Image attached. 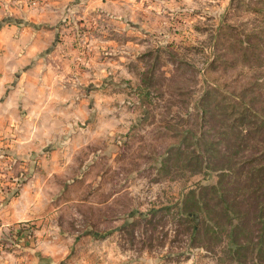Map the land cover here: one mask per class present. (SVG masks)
Returning <instances> with one entry per match:
<instances>
[{
	"label": "rangeland",
	"instance_id": "374dc122",
	"mask_svg": "<svg viewBox=\"0 0 264 264\" xmlns=\"http://www.w3.org/2000/svg\"><path fill=\"white\" fill-rule=\"evenodd\" d=\"M97 3L13 84L0 205L32 178L40 216L1 254L25 236L31 264H264V0Z\"/></svg>",
	"mask_w": 264,
	"mask_h": 264
},
{
	"label": "crops",
	"instance_id": "0c3cea01",
	"mask_svg": "<svg viewBox=\"0 0 264 264\" xmlns=\"http://www.w3.org/2000/svg\"><path fill=\"white\" fill-rule=\"evenodd\" d=\"M95 4H98L97 0H36L35 3L0 0V112L2 107V111L7 108L3 119L0 114V121H12L16 117H12L14 113L11 110L18 90L16 79L28 69L27 60L35 57L46 60L54 52L50 49L51 44L62 38L65 25L73 20L70 16L79 20L81 17L75 12ZM33 185L31 178L20 188L17 196L0 205V237L15 224L34 223V219L39 218V209L34 211L38 195L30 188ZM22 238L17 239V245H13L11 250H4L5 254L0 252V264H31L32 260L26 256L29 252L41 258L42 248H33Z\"/></svg>",
	"mask_w": 264,
	"mask_h": 264
},
{
	"label": "trees",
	"instance_id": "16d2710c",
	"mask_svg": "<svg viewBox=\"0 0 264 264\" xmlns=\"http://www.w3.org/2000/svg\"><path fill=\"white\" fill-rule=\"evenodd\" d=\"M262 166L264 167V164ZM222 176H226V174L223 173ZM262 186H264V182H261L258 186L256 185L252 189L254 196H258L259 193L264 194V188H262ZM210 190H216L217 191V188L215 186H211ZM221 196H222V194H221ZM258 210H261V208L258 207ZM235 229H237V224L232 226V231H234ZM262 231H264V226H262Z\"/></svg>",
	"mask_w": 264,
	"mask_h": 264
},
{
	"label": "built area",
	"instance_id": "2783aa9c",
	"mask_svg": "<svg viewBox=\"0 0 264 264\" xmlns=\"http://www.w3.org/2000/svg\"><path fill=\"white\" fill-rule=\"evenodd\" d=\"M27 1H30V3H35L36 0H27Z\"/></svg>",
	"mask_w": 264,
	"mask_h": 264
}]
</instances>
